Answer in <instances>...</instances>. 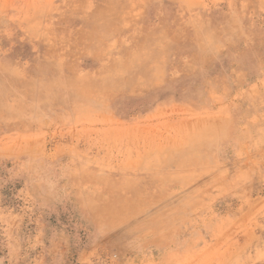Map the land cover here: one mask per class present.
I'll return each mask as SVG.
<instances>
[{
  "label": "rangeland",
  "instance_id": "rangeland-1",
  "mask_svg": "<svg viewBox=\"0 0 264 264\" xmlns=\"http://www.w3.org/2000/svg\"><path fill=\"white\" fill-rule=\"evenodd\" d=\"M0 264H264V0H0Z\"/></svg>",
  "mask_w": 264,
  "mask_h": 264
}]
</instances>
